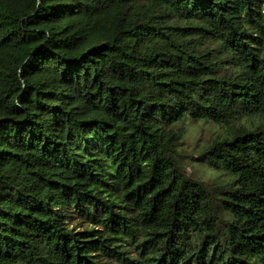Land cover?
<instances>
[{"label": "trees", "instance_id": "16d2710c", "mask_svg": "<svg viewBox=\"0 0 264 264\" xmlns=\"http://www.w3.org/2000/svg\"><path fill=\"white\" fill-rule=\"evenodd\" d=\"M0 264H264V0H0Z\"/></svg>", "mask_w": 264, "mask_h": 264}, {"label": "rangeland", "instance_id": "374dc122", "mask_svg": "<svg viewBox=\"0 0 264 264\" xmlns=\"http://www.w3.org/2000/svg\"><path fill=\"white\" fill-rule=\"evenodd\" d=\"M199 132L200 130L197 128H192L188 131L187 136L184 139L183 146L187 151L190 152L192 149H194V145L201 134H203V136H201L202 141H207L210 138V132L204 131L200 135Z\"/></svg>", "mask_w": 264, "mask_h": 264}]
</instances>
